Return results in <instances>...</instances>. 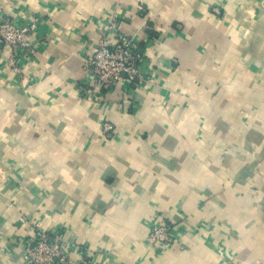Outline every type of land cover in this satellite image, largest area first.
I'll list each match as a JSON object with an SVG mask.
<instances>
[{
  "label": "crops",
  "instance_id": "crops-1",
  "mask_svg": "<svg viewBox=\"0 0 264 264\" xmlns=\"http://www.w3.org/2000/svg\"><path fill=\"white\" fill-rule=\"evenodd\" d=\"M3 16L42 23L20 76L0 44V264H25L29 222L84 248L70 264H264V0H0ZM112 17L148 81L94 92L84 57ZM158 221L183 247L147 240Z\"/></svg>",
  "mask_w": 264,
  "mask_h": 264
},
{
  "label": "built area",
  "instance_id": "built-area-1",
  "mask_svg": "<svg viewBox=\"0 0 264 264\" xmlns=\"http://www.w3.org/2000/svg\"><path fill=\"white\" fill-rule=\"evenodd\" d=\"M213 12L219 14L218 9ZM42 23L39 16L20 24L9 16L0 18V44L10 49L7 67L17 76L22 74L21 61L35 56L38 48L37 32ZM143 49L139 42L119 31V22L112 17L102 32L94 51L84 57L85 84L94 92H108L119 85L137 87L148 81L140 70ZM113 125L102 124V132L110 135ZM29 233L23 239L25 264H70L69 254L74 250L84 252L77 242L66 237L64 231H45L37 222H29ZM173 226L164 221L151 225L147 240L164 247H183L173 234Z\"/></svg>",
  "mask_w": 264,
  "mask_h": 264
},
{
  "label": "trees",
  "instance_id": "trees-1",
  "mask_svg": "<svg viewBox=\"0 0 264 264\" xmlns=\"http://www.w3.org/2000/svg\"><path fill=\"white\" fill-rule=\"evenodd\" d=\"M141 47H142V46H141ZM164 222H165V221H164ZM165 223H169V222H165ZM66 237L68 238V235H66ZM76 252L83 254V252H80L79 250H74V251L70 252V254H69V258H70V255H71L72 253H76Z\"/></svg>",
  "mask_w": 264,
  "mask_h": 264
},
{
  "label": "rangeland",
  "instance_id": "rangeland-1",
  "mask_svg": "<svg viewBox=\"0 0 264 264\" xmlns=\"http://www.w3.org/2000/svg\"><path fill=\"white\" fill-rule=\"evenodd\" d=\"M141 45V44H140Z\"/></svg>",
  "mask_w": 264,
  "mask_h": 264
}]
</instances>
